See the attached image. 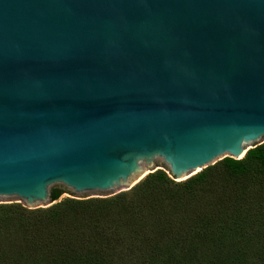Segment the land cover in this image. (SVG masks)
Returning a JSON list of instances; mask_svg holds the SVG:
<instances>
[{
    "label": "water",
    "instance_id": "obj_1",
    "mask_svg": "<svg viewBox=\"0 0 264 264\" xmlns=\"http://www.w3.org/2000/svg\"><path fill=\"white\" fill-rule=\"evenodd\" d=\"M264 143V0H0V204L174 184Z\"/></svg>",
    "mask_w": 264,
    "mask_h": 264
},
{
    "label": "trees",
    "instance_id": "obj_2",
    "mask_svg": "<svg viewBox=\"0 0 264 264\" xmlns=\"http://www.w3.org/2000/svg\"><path fill=\"white\" fill-rule=\"evenodd\" d=\"M0 264H264V143L183 184L156 170L106 201L2 203Z\"/></svg>",
    "mask_w": 264,
    "mask_h": 264
},
{
    "label": "rangeland",
    "instance_id": "obj_3",
    "mask_svg": "<svg viewBox=\"0 0 264 264\" xmlns=\"http://www.w3.org/2000/svg\"><path fill=\"white\" fill-rule=\"evenodd\" d=\"M156 170H158V169L155 168L154 171H156ZM154 171H153V172H154ZM141 179H142V178H141ZM126 191H127V190H126ZM64 197H68V196H66L65 194L62 193V194L59 196L58 200H60L61 198H64ZM58 200H56V201H58ZM56 201H54V202H56ZM54 202H53V203H54ZM53 203H52V204H53ZM50 205H51V204H50ZM48 206H49V205H48Z\"/></svg>",
    "mask_w": 264,
    "mask_h": 264
}]
</instances>
